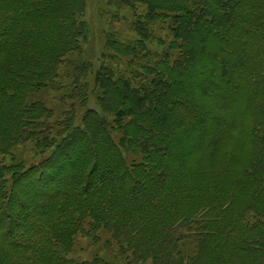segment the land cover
<instances>
[{"label": "trees", "instance_id": "16d2710c", "mask_svg": "<svg viewBox=\"0 0 264 264\" xmlns=\"http://www.w3.org/2000/svg\"><path fill=\"white\" fill-rule=\"evenodd\" d=\"M106 2L95 69L85 0H0V264H264V0Z\"/></svg>", "mask_w": 264, "mask_h": 264}, {"label": "rangeland", "instance_id": "374dc122", "mask_svg": "<svg viewBox=\"0 0 264 264\" xmlns=\"http://www.w3.org/2000/svg\"><path fill=\"white\" fill-rule=\"evenodd\" d=\"M85 2L86 11L83 19L87 23L89 34L87 40L83 42V57L97 69L102 66L103 59L106 58L104 52L108 34L112 36L118 34L122 39L135 38L130 30V23L133 21L134 15L131 11H125L122 14L123 18L121 15L120 21L117 22L113 18L117 11L108 6L106 0H85ZM62 95L61 93L49 92L50 106L55 110L62 108V104L59 102ZM90 107L98 109L95 97L92 98ZM17 154L21 158L28 156V160H31L28 148L20 149ZM96 257L107 259L113 264H128L109 251L104 241L94 243L93 241L78 239L70 255V258L76 261H91Z\"/></svg>", "mask_w": 264, "mask_h": 264}]
</instances>
